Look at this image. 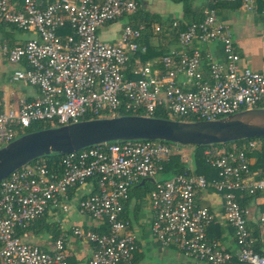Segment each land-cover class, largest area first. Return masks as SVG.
Wrapping results in <instances>:
<instances>
[{"label":"built area","instance_id":"1","mask_svg":"<svg viewBox=\"0 0 264 264\" xmlns=\"http://www.w3.org/2000/svg\"><path fill=\"white\" fill-rule=\"evenodd\" d=\"M138 1L0 0V23L35 34L11 47L5 40L0 43L5 57L19 66L10 80L36 89L34 95L14 102L0 90V147L35 123L57 127L120 109L152 116L162 107L171 116L195 121L264 108V72L241 65L231 29L214 6L236 0H207L210 6L203 19L181 30L169 53L147 62L139 59L148 50L141 42V27L124 25L117 42L102 40L99 33L104 25L134 12ZM240 1L241 8L255 11L257 0ZM168 25L176 27L178 20ZM155 29L160 32L161 26ZM196 42L204 47H196ZM216 43L219 54L207 47ZM132 57L137 64L129 68ZM178 145L116 140L63 154L54 167L37 158L10 173L0 181V264H68L64 238L44 249L22 240L17 229L52 208L69 212L72 204L98 222V228L106 227L102 232L72 229L74 236L94 246L88 264L129 263L137 236L121 215L130 191L145 179L154 183L150 232L162 245H173L206 264H264V255L252 247L241 203L244 194L264 192V150L261 176L252 169L264 138H248L243 148L205 150L206 162L215 171L211 178L194 172L158 178L164 163L180 150ZM87 185L91 189L86 195L77 196L74 190ZM208 187L222 196L225 219L234 231L235 255L207 239L214 215L197 204L196 194ZM258 221L264 225V211Z\"/></svg>","mask_w":264,"mask_h":264},{"label":"crops","instance_id":"2","mask_svg":"<svg viewBox=\"0 0 264 264\" xmlns=\"http://www.w3.org/2000/svg\"><path fill=\"white\" fill-rule=\"evenodd\" d=\"M138 2V6L136 8L137 11L135 10V13L132 12L130 14L134 13L136 17H141L146 13L156 15L162 22L161 25H156L161 26V31L159 34H161L163 31L167 33L170 30L168 28V24L170 22L173 20L179 21L183 18L184 4L180 0H139ZM205 2L206 0H193L192 7H203ZM261 6L262 4L260 3V0H257L256 9L253 11V18L254 21H256L255 24L248 23L242 29L236 31V40L234 42L238 46L236 47L241 58V65L256 71L264 72V9H260ZM217 10H220L218 11L220 20L224 21V16H226V19H229L231 12L230 10L244 9L241 7L236 9L223 7ZM260 10L263 12V14H260ZM126 21V18L120 17V19L116 22L104 25L99 32L100 38L103 40L102 34L104 32L107 34L109 31H111L113 25L116 24H118L117 30L119 32ZM0 29L4 33L3 40L8 42L9 47L18 42H24L22 40L16 39L13 35V29H18L17 27L0 23ZM25 33L30 34L31 37L35 36L33 32ZM118 36L115 37V39L108 41L117 42ZM26 40L27 39H25V41ZM157 41L158 43L162 44L164 41L163 37H160ZM157 41L155 42L157 43ZM175 45H177V43L169 45L168 53ZM194 45L196 47H204L198 42L194 43ZM207 47L210 49H216V53L219 54V51H217V48L219 49V44H211ZM0 54L4 55L2 50H0ZM27 87H30V90H28ZM0 90L6 100L9 99L13 102L16 101L15 96H31L36 93V89L34 87L23 84L10 87L5 90L0 87ZM12 93L13 96L10 97ZM260 158L261 161L259 163ZM186 160H188V164L190 165L191 169L196 172L195 162L192 159V152L189 157L187 156ZM252 169L255 171L257 170L258 176H261V172H263V153H259L257 155L254 164H252ZM161 173L164 174L163 172ZM89 189H91L90 185H87L85 188H77L74 190V192H76L77 196L86 195V192ZM259 193L260 194L256 197H249L251 195L244 194L241 199H246V201L243 202V206L247 211L246 217L251 236L254 242H257L263 246L262 249L264 252V225L260 224L258 221L260 212L264 211V192ZM138 202L140 201H138L136 196L133 195L131 197L129 196L125 203L127 206L125 213L129 215L131 228L137 236V248L133 254L134 256H132L128 264H158L159 260L164 258L167 260V262L164 264H206L203 261L185 256L178 248L173 245H162L150 232L149 226L152 220V211L150 208L149 199L147 198V200L142 203L141 206H138ZM196 202L200 206L207 207L214 215L213 221L207 228L208 241L214 242L216 245L224 247L232 255H235L237 252V246L234 239V231L225 219L222 196L212 187H208L206 189L197 191ZM44 218L46 223H56L59 225V228L63 233V238L66 241L65 250L68 264H88V260L92 255L94 246L91 243L74 236L72 229L74 227L94 229V227H98V222L94 221L90 216L79 212L75 204L70 206L69 212H63L58 208H52L45 213ZM19 236L22 238V240L28 242H33L36 240L34 242H37L36 244L44 249L52 248L54 243L51 240V234L47 230H40L38 228L26 230Z\"/></svg>","mask_w":264,"mask_h":264},{"label":"water","instance_id":"3","mask_svg":"<svg viewBox=\"0 0 264 264\" xmlns=\"http://www.w3.org/2000/svg\"><path fill=\"white\" fill-rule=\"evenodd\" d=\"M254 137H264V108L242 110L216 120L182 121L137 114L85 119L31 131L0 147V181L44 155L67 154L104 142L163 140L209 145Z\"/></svg>","mask_w":264,"mask_h":264},{"label":"trees","instance_id":"4","mask_svg":"<svg viewBox=\"0 0 264 264\" xmlns=\"http://www.w3.org/2000/svg\"><path fill=\"white\" fill-rule=\"evenodd\" d=\"M183 2L184 4V14H183V18L181 20L178 21V25L176 27H171V29L165 33L164 31L159 34L158 31H156L155 27L156 25H161V20L158 19V17L156 15H151V14H145L141 17H136V15L133 14H127L122 16L123 18H126V22L124 25H132L134 27H141L142 25V38H141V42L146 44L148 46V50L145 54L140 55V60L142 62H146L148 60H152L154 58H161L163 55L168 53L169 50V45L170 44H175L178 43V36H179V32L183 29H185V27L192 22H198L201 21L204 17V10L205 8L210 6V1L205 2V5L203 7H199V8H193V0H180ZM260 3L262 4V6L260 7V9H264V0H260ZM241 1L240 0H236V1H220L217 2L216 5H214L216 7V9H220L223 7H230L233 9L239 8ZM137 11V10H136ZM220 11V10H217ZM260 14H263V12L260 10ZM120 18L109 22V23H113L116 22L117 20H119ZM125 20V19H124ZM139 20V21H138ZM139 22V24H138ZM155 25V27H154ZM170 26V25H169ZM161 35V36H160ZM160 37H163V43H158V39ZM157 41V43L155 42ZM136 57V56H135ZM135 57H132L131 62L129 63V68L134 67L137 64V60L135 59ZM125 76H129L128 73L125 74ZM126 112L123 109L118 110L115 113H104L101 117H111V116H115V115H124ZM138 113L140 114H144V112L142 111H138ZM152 116L154 117H161V118H169V119H176V120H182V121H192L195 118L194 117H174L171 116L170 114H168V112H166L162 107H157L153 112H152ZM86 118H99V116H91V115H86ZM45 125H42L40 123H35L32 124L30 127H27L24 129V131L22 132V134L24 133H28L31 131H35L38 129H43ZM260 138H264V137H260ZM247 141V139H239L233 142H226V143H215V144H209V145H194V144H187L185 146H191L192 147V159L195 162V171L199 174H203L208 178H211L212 176L215 175V171L207 164L206 162V158L208 157L207 154L204 153L205 150H210L211 153H215L217 152L216 149L219 148H225L226 150H229L232 148V146H235L236 148H243L244 143ZM170 144H175L172 142H169ZM181 144L178 145V147L180 148ZM262 148V147H261ZM260 148V149H261ZM264 150V145H263V149L260 150L263 151ZM262 153V152H261ZM63 156V154L61 153H55L52 152L48 155H44L42 157H39V159H44L46 160V162L48 163L49 167H54L57 166L58 161L61 159V157ZM211 156V155H210ZM185 155L181 152V148L179 151L174 152L168 161H166L164 163L163 166V173L164 175H166L167 177H170L174 174H178V173H182V172H194L190 165L188 164V160H186V158H184ZM261 161V158L259 160V163ZM194 172V173H196ZM93 186H96V182H93ZM154 186L153 180L152 179H145L144 182H139L138 184H136L132 190L130 191L129 196H133L135 195L136 198L138 199V206H141L142 203H144L147 198L149 199V195L150 192L152 191ZM73 191V190H72ZM260 193L257 192L249 197H256L258 196ZM246 197V196H245ZM246 199H241V203L243 205V202H245ZM126 204H124V212L121 215V218L123 220H129V215L126 212ZM40 229V230H47L50 234H51V240L53 242H55L58 238L62 237L63 238V233L59 228V225L56 223H46L45 222V218L44 216L36 221H34L33 223H31L29 226L25 227V228H18L17 229V234L21 235L24 231L26 230H31V229ZM95 230L97 231H106V227L104 225L98 227H94ZM253 249L258 252L261 255H264L263 252V246H261L259 243L254 242L252 245ZM134 254V253H133ZM134 256V255H133ZM128 264V263H125Z\"/></svg>","mask_w":264,"mask_h":264},{"label":"rangeland","instance_id":"5","mask_svg":"<svg viewBox=\"0 0 264 264\" xmlns=\"http://www.w3.org/2000/svg\"><path fill=\"white\" fill-rule=\"evenodd\" d=\"M230 11L231 12L229 15V19H226V16H224L223 22L226 23L230 27L232 35H233V40L235 41L236 40V31H239L244 26H246V24H248V23L255 24L256 21H254V18H253V16H254L253 11H247V10H230ZM117 27H118V24L113 25V28H111V31H109L107 34H106V32H104L102 34L103 40L115 39V37H117L119 35ZM13 35L15 36L16 39L22 40V41H25V39H29V38L33 37V36L31 37L30 34L25 33L24 31H20L18 29H13ZM3 37H4V33L0 29V43L2 41H4ZM235 45H236V43H235ZM0 50H1V46H0ZM17 68H18L17 64L10 62L4 55L0 54V87L1 88H3L5 90V89H8L10 87H15V86H18L19 84H22V83H18V82H11V80H10V77H11L13 71L16 70ZM27 88H28V90H30V87H27ZM17 90H18V88H17ZM15 97H16L15 99L17 100L18 96H15ZM180 148H181V152L185 155V158H187V156L189 157V155L192 152V147L183 145ZM158 177L162 178V177H167V176L161 173V174H159ZM34 241H36V240H34ZM34 241L31 243L36 244L37 242H34ZM149 258H148V260H149ZM165 262H167V260L164 258V259L159 260L158 264H164Z\"/></svg>","mask_w":264,"mask_h":264}]
</instances>
